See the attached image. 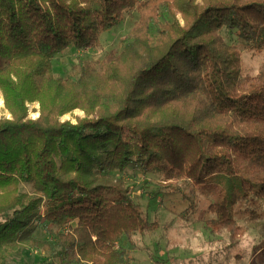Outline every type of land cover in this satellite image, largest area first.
Returning <instances> with one entry per match:
<instances>
[{
  "label": "trees",
  "instance_id": "1",
  "mask_svg": "<svg viewBox=\"0 0 264 264\" xmlns=\"http://www.w3.org/2000/svg\"><path fill=\"white\" fill-rule=\"evenodd\" d=\"M133 10L121 50L57 73V56L101 49ZM224 28L263 54L264 0H0V89L13 113L0 119V264L28 248L48 264H133V235L161 225L117 176L128 170L182 181L188 193L173 189L188 210L207 199V229L229 253L242 244L236 207L264 204V64L244 72ZM74 109L85 116L60 120Z\"/></svg>",
  "mask_w": 264,
  "mask_h": 264
},
{
  "label": "rangeland",
  "instance_id": "2",
  "mask_svg": "<svg viewBox=\"0 0 264 264\" xmlns=\"http://www.w3.org/2000/svg\"><path fill=\"white\" fill-rule=\"evenodd\" d=\"M138 20L137 10L126 13L124 21L112 31L102 34L101 49L79 50L70 47L54 60L55 70L64 78L72 77L73 68L80 61H96L110 50H121L124 43L130 40L131 31ZM162 20H166L165 15ZM222 34L229 44L238 43L242 48L244 72H257L264 64V53L254 54L253 45L239 43L233 31L224 28ZM27 106L28 118L37 119L41 113L40 104L28 102ZM84 116L83 110L74 109L61 116L60 120L76 123ZM3 118L11 119L13 113L7 107L0 89V119ZM125 139L140 146V138L131 132L125 133ZM117 176L130 180L135 202L141 205L151 221L157 220L161 225L156 232L133 235V264H264V204L261 201H246L236 207V219L246 228L247 234L242 244L229 253L226 248L227 236L213 235L206 227V221L211 217L206 207L208 200L203 199V203H199L192 212L188 210L191 204L185 200L183 193L173 189L175 186L188 193L189 189L182 181L165 183L160 174H142L134 170ZM23 190L30 191V188L25 186ZM254 214L259 216L254 217ZM35 236L42 240L51 237L42 228ZM128 245L129 240L124 237L118 247L125 248ZM239 253L242 254L241 258L236 257ZM16 256L10 259V264L50 262L49 254L35 248H28Z\"/></svg>",
  "mask_w": 264,
  "mask_h": 264
}]
</instances>
